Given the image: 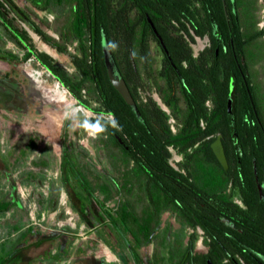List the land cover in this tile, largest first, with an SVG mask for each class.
<instances>
[{
    "label": "flooded vegetation",
    "instance_id": "flooded-vegetation-1",
    "mask_svg": "<svg viewBox=\"0 0 264 264\" xmlns=\"http://www.w3.org/2000/svg\"><path fill=\"white\" fill-rule=\"evenodd\" d=\"M27 1L32 4V0ZM56 1L59 4L61 0ZM62 1L66 2V6L62 8L61 13L57 12L54 15V18H56V20L58 21V27H56V41L59 44H65L67 50H71L72 53H76V51L78 50L79 41L77 39L66 41L68 35L71 32L69 25V16L74 11L71 10L70 1L75 2V0ZM117 1L119 14V48L122 51H125L126 49L131 51L135 72L134 81L136 82V99H133L136 103V106L137 104L141 105L143 103H148L150 99L154 100L161 109L167 112L169 117H173L174 122L176 120V126H173V128L170 126L167 120L171 132L176 133L179 130L181 123L176 117L173 116L172 108L176 103L175 98H180V96L182 95L184 79L179 69L175 67V70L177 72V78L175 79L176 97H172V95L168 92L169 85H167V71L169 69L168 66L170 64L172 66L175 65L172 61V57L169 54L170 49L179 50L183 49L185 45H189L193 56L207 59L209 63L214 62L215 72H217L214 82V89L216 90V92H219V82L224 74L228 71V69H230H227V67L221 63L220 51L221 48H224L223 50L225 52L228 50L227 45L225 44L226 42H224L227 32V34L229 35L228 40L231 44L232 51V69L229 70L230 80L228 84L229 96L227 98V102L229 99L231 100L232 109L234 106V98L237 91V81L239 75V86H242L249 94V96L251 95V89H254L259 100V111L255 108L254 112L257 115L260 130L264 135V104L262 103L261 98L258 95L256 86L254 85V72H256L254 71V67H260V72L264 76V44L261 47L263 51L260 53L258 52V57L255 61H253V50L251 47L254 40L264 42V33L256 36L254 39L251 38L253 33L258 32L259 30L264 28V0H260L261 5H259L261 8V13L259 15L261 23L257 21L255 22L253 27H247L243 25V11L240 2L241 0H196L190 4L188 0ZM258 1L259 0H247L246 3L254 2L257 5ZM189 5L191 6V8H197L196 29L203 30L202 33H197L195 31V28L191 26L188 12ZM250 5L252 6V4ZM48 9L49 7L42 10ZM250 9L251 11L253 10L252 7H250ZM213 10L217 12V14L220 12V10L222 11L223 19L226 22L225 27H223L222 29L215 21L216 16L213 15ZM237 24H239L238 29L236 27ZM237 30L240 32V36L238 39L237 37H235V32H237ZM31 35L34 38L33 32H31ZM191 36L193 37V39H191ZM247 38L250 39L247 41ZM213 40L216 44L213 49L214 53L212 54L211 50L213 47ZM53 49L56 51L55 48ZM43 50L44 49H42L41 51ZM56 52L58 55L65 56L62 52ZM30 59L34 60L32 57L28 58L27 60ZM187 62V59L181 60V64L183 66L187 65ZM19 64L20 62L17 59L12 58V56L8 54L0 55V118L13 119V115L15 117H24L27 123L26 126L28 128L29 125L32 124V126H40V129L43 130L42 132H44L45 130L47 132H51L53 140L61 150L60 177L62 179V183L67 185L68 189H78L82 186L73 185H75V183L78 184L76 180L80 179L82 180V185L88 184L89 188H91L89 185L90 183L86 180L84 174L77 167L76 156L69 152L71 150V148L69 147L71 142L70 144L69 142L66 143L65 139L66 133H68V130L66 129L67 123H65L63 125V128L60 130V126L64 121L63 117L67 115L68 111L65 108L66 106L62 107L60 105L56 90L58 89L70 100L75 101V98L69 95L68 91L64 87H62L58 81L55 80V83L53 85L47 86L44 84L41 78L36 76L34 73L32 74V72L28 70H23L19 67ZM120 65L123 67L124 61H122ZM203 80H205V78ZM214 98L212 99L211 97H207L204 101V104L209 111L214 109L215 107ZM164 99L169 101V106L166 105ZM161 104L165 107L163 108ZM178 104H180V100H178ZM81 108L83 109L82 106ZM74 109L78 110V107L76 106L72 108L69 111L68 117L73 118V126H80L79 123L77 124V120H75L72 115V111ZM54 113H58L57 118H55ZM259 114L261 115V117H259ZM109 116L110 115H108L107 117ZM88 124H90L89 118ZM200 125L202 127H205L206 122L201 119ZM36 135L40 136L41 134L36 131L32 132V130H27L23 132L19 137L15 138V144L13 145L15 146L20 144L22 148H19V151L24 154L27 150L35 145ZM218 136H220L224 148L221 134L219 132H217L216 134L212 133L205 137H202L201 139L197 140L192 146H189L187 148L189 152L193 153V156L191 158L193 160L196 158L198 159V161L204 164L207 161L206 156L201 152L196 153L194 150L201 145L204 146L207 142L212 150L211 143ZM119 139V142L123 145L124 143L122 139ZM64 142L66 144H64ZM169 147H171L172 150H170ZM249 148H253L251 143L249 144ZM167 149L171 154L168 157V163L176 170H179L183 174L187 175V169L182 166V164H184L186 161V156L184 155V153L178 152L176 147H174L172 144L167 145ZM0 159L3 164V166H0V172H2L6 176L10 186L8 193L9 198H0V213H2L7 211L14 204L19 206L20 200L18 198V187L16 181L14 177L9 172H7L5 160L1 156ZM254 159L255 158H253V160ZM131 161L133 162V160ZM41 162L44 163L45 161L41 160ZM253 166L255 170L252 173H247V197L245 203L239 193H235L234 195H232L233 190L236 188L232 179V170L229 171V173L223 175V179L221 181L215 183L217 184L216 186L218 188H211L210 184L206 183L204 180L198 181L199 187L202 189V191H207L209 194L215 193V197L206 196V198H204L212 204L214 203L211 201L217 203L215 206L219 211H221L219 213L220 215L217 216V219L221 221L225 226L221 229H215V232L212 235L208 234L206 230H204L203 227L199 224H196L194 226L186 225L181 219H179L178 212L172 207L170 203L164 205L161 202H148V205L151 209V216L153 217V228L148 233V237L151 240L148 244L156 243L157 246L159 245L158 255L160 258L165 260L160 264H175V262H170L168 260L172 257H180L178 264H198V260H201L202 258L205 259V264H236L235 258L236 256H238V254L232 253V242L234 243L236 238L235 235L232 234V228L235 227L233 222L234 219L232 220V201L247 209L246 220L248 238L250 243L246 250L247 257L252 263L258 262V264H264V155L259 161L260 170L257 169L254 161ZM213 173L218 175L219 172L214 171ZM65 178L69 180H66ZM190 179H193V177H190ZM105 180H107V178ZM146 180L147 177L144 174L141 189L143 190V193L148 201L147 195H153L155 199L156 194H158L159 188L153 182H149L148 184ZM86 181L88 183H84ZM107 181V183H110L109 180ZM13 185H15V196L12 194ZM83 187L84 189H82L85 192V186ZM117 189L118 192L121 193L120 187ZM220 200L230 201V205H228L229 208L226 207L225 203L223 205L218 203V201ZM166 211L169 214L173 215V221L169 222L168 220H163L161 218V214ZM105 220L109 221L107 222L108 224H106L108 225L107 227H109V224L113 225L110 219ZM172 225H174V227ZM28 227L29 225L27 226V229ZM116 231L124 240L125 246L127 247L131 257L135 261V264H138L136 257H139L138 249L141 246H135L133 241L134 237L131 233H129L127 237L125 234L126 232L122 230L119 231L117 229ZM108 232H106L104 235L108 236ZM258 234L259 239H254V235ZM25 235L22 236L21 232L18 236H16V238L12 239L8 246L2 243L3 240L0 237V255L3 254V248L5 251L2 255L4 258L2 264H9L15 252L18 251V249L23 245H25V243H28L27 241H24V239L26 238ZM127 238L132 239L133 245H130L128 243ZM254 240L258 241L256 245L253 244ZM105 244H107L108 246L106 247L105 251L107 253H110V249L112 250V248H114V244L108 241H105ZM256 247H259L261 250H258ZM57 251L58 250H56V252ZM56 252L50 254H55ZM210 256L214 257V262L210 260ZM48 262L54 263V261ZM240 262L242 264H245L243 260H240ZM95 264L105 263L104 261L100 262L95 260ZM148 264L156 263L150 262Z\"/></svg>",
    "mask_w": 264,
    "mask_h": 264
},
{
    "label": "trees",
    "instance_id": "trees-1",
    "mask_svg": "<svg viewBox=\"0 0 264 264\" xmlns=\"http://www.w3.org/2000/svg\"><path fill=\"white\" fill-rule=\"evenodd\" d=\"M193 1L196 0H188L189 4ZM117 3V0L70 1L71 10L74 11L69 16L71 35H68L66 41H71L72 39L79 41L76 53L69 52L65 44L57 43L54 38L31 20L27 14L20 16L21 19L26 17L25 19L29 26L44 42L55 48L58 52L69 54L75 67V73L71 74L64 67L56 64L51 55L35 47L27 30L15 25L13 16H9V11H13V8L7 4V0H0V25L6 31L8 37L23 50L22 55L18 56L0 47V55L8 54L20 63L31 57L37 61L41 67L48 71L76 99L77 104L97 114L96 116L89 117L90 124L102 127L127 154L129 160H133L136 167L145 174L147 183L153 182L156 184L160 192L158 191L155 199L153 195L148 194L149 203L161 202L164 205L170 203L178 212L179 219L186 225L194 226L199 224L208 234L212 235L215 229L225 227L217 219L221 211L216 208V202L211 201L214 203L212 204L205 199L206 196L215 197L216 195L215 193L209 194L207 191H202L199 187V179L195 178L191 171V162L199 161L196 158L194 160L191 158L193 153L189 152L187 148L202 137L219 132L224 144L228 168L225 169L219 164L208 142L204 146L201 145L195 148L194 151L196 153L201 152L206 156L205 167L210 172V178L206 183L219 182L223 179V175L232 170V179L236 187L232 195L239 193L245 203L247 197V173H252L255 170L253 161L257 169L260 170L259 161L264 155V135L260 130L259 121L254 112L255 108L259 111V100L254 89H251V95L249 96L246 90L242 86H239L238 75L234 106L231 112L227 110L228 84L230 80L229 70L232 69V51L228 40L229 35L226 32L224 42H226L228 50L225 52L224 48L220 49L221 63L227 69H230H228L219 82V92H216L214 89L217 74L214 62L209 63L207 59L193 56L189 45H185L183 49H170L169 51L175 64L174 66L170 64L167 71L168 92L172 97H176L175 79L177 78V72L175 67L179 69L184 79L182 95L180 98H175L176 103L172 108L173 116L181 123L176 133H172L170 130L167 122L169 118L167 112L161 109L152 99L148 103L137 104V114L134 108L125 102L120 93L111 84L104 63L103 39L107 43L116 67L121 73V77L125 80L132 97L136 99L135 72L131 51L127 49L122 51L119 48V14ZM32 5L39 9H47L49 7V0H32ZM188 12L191 26L195 28L197 33H202L203 30L196 29L197 8H191L189 5ZM212 12L216 16L215 21L219 27L221 29L225 27L226 22L223 19L222 11L220 10L218 14L214 10ZM236 27L238 29L239 24ZM263 33L264 28L253 33L251 38L254 39ZM235 34V37L238 39L240 32L237 30ZM191 39H193L192 36ZM249 39L247 38L246 40L248 41ZM215 44L213 40L212 54L214 53ZM182 59H187V65L183 66L181 64ZM122 61H124L123 67L120 65ZM204 78L205 80H203ZM88 83H91L97 91V102L94 105L83 93ZM207 97H211L212 99L215 97V107L210 111L204 104ZM178 100H180V104H178ZM164 102L166 105H170L168 100L164 99ZM108 115H111L112 118L107 117ZM201 119L206 122L205 127L200 125ZM119 138L122 139L123 145L119 142ZM250 143L253 148H249ZM169 144H172L178 152H182L186 156V161L182 166L187 169V175L176 170L168 163V157L171 155L167 149V145ZM253 158L255 159L253 160ZM214 171L219 172L218 175L213 173ZM190 177H193V179H190ZM67 178L65 179L69 180ZM76 181L80 184L82 180ZM78 184L75 183L73 186H78ZM80 185L82 187L85 186V193L91 192L90 189L92 188H89L88 184ZM97 188L107 197L111 186L107 187V185L103 186L99 184ZM95 202H97L96 204L100 209L97 217L98 220L110 219L114 226L111 224L109 226L116 233V229L124 232L127 231L128 227L123 225L118 215L106 208L104 202L99 199H96ZM89 203L90 201L88 202L87 200L80 204L81 212H83ZM218 203L221 205L225 203L227 208L230 205V201L227 200H220ZM246 214L247 209L245 207H241L232 201V220L234 219L235 226L232 228V234L236 237L234 243L232 242V253L238 254L235 258L236 264H242L240 260H243L245 264H258V262H250L247 257L246 250L250 243ZM130 230L136 247L147 245L150 242L151 239L148 237V234L145 235V238H141L138 231ZM30 231L31 229L28 228L22 232V236ZM258 237L259 234L254 235V239H259ZM127 240L130 245H133L132 239L127 238ZM257 243L258 241L254 240L253 244L256 245ZM257 249L261 250L259 247ZM2 252L4 254V248ZM66 252V249L60 244L55 254H50V252L46 254V257L49 258L46 260L56 261ZM2 255H0V264L4 260ZM136 259L138 264H141L139 257H136ZM168 260L178 264L180 257H172ZM210 260L212 262L215 261L213 256H210ZM162 261L165 260L160 258L158 264ZM198 264H205V259L198 260Z\"/></svg>",
    "mask_w": 264,
    "mask_h": 264
},
{
    "label": "rangeland",
    "instance_id": "rangeland-1",
    "mask_svg": "<svg viewBox=\"0 0 264 264\" xmlns=\"http://www.w3.org/2000/svg\"><path fill=\"white\" fill-rule=\"evenodd\" d=\"M246 1H240L243 25L253 27L255 22L261 23L259 19L261 2L259 0L256 5L254 2L246 3ZM7 4L13 8V11H9V16H13L14 24L27 30L37 49L44 48L34 39L35 36L32 37L31 32L33 35L36 33L29 26L26 17L21 19L20 16L24 14H27L47 34L57 40L58 21L54 15L57 12H62L66 2L61 0L58 4L56 0H49L48 10L39 9L27 0H7ZM250 7L254 11H251ZM36 35L40 38L38 34ZM39 40L43 41L41 38ZM263 44L264 42L259 40L252 42L253 61L258 57V52L263 51L261 49ZM0 47L21 56L22 49L8 37L1 25ZM68 51L71 52V50ZM63 54L65 56L60 55V60L52 57L56 64L64 67L68 73L74 74L75 68L69 54ZM19 67L34 73L47 86L55 83L52 75L35 60L30 59L20 63ZM254 71H256L254 72V85L264 104V76L260 72V67H254ZM83 93L93 105L96 104L97 91L91 83L87 84ZM68 102L69 104L65 105H63L64 102L60 103L62 107L66 106L68 111L67 115L63 117L64 121L60 130L67 123L66 143L70 144L71 142L69 152L76 156L78 169L90 183L92 189H90L91 192L87 190L90 192L88 194L84 192V187L68 189V186L62 183L60 177L61 150L53 140L51 132L46 130L42 132L40 126H32V124L28 128L24 117H15L12 114L13 119L0 118V156L6 162L7 172L16 181L20 200L19 206L14 204L7 211L0 213L2 243L8 246L12 239L27 229L28 225V228L31 229L26 233L24 239L28 243L15 252L9 264H95V260L104 261L105 264H135L119 233H116L111 226L107 227L106 224L109 221L98 220L100 209L95 201L99 199L104 202L106 208L118 215L119 220L129 229L125 233L127 237L131 233L130 229H133L139 232L141 238H145V235L153 228V220L147 198L141 189L144 174L129 160L127 154L102 127L88 124V118L97 114L84 106L82 109L76 103V99L75 101L69 99ZM76 106L78 110L74 109L72 115L80 126H73V118L68 117L69 111ZM54 114L58 115V113ZM174 126H176V120ZM27 130L39 132L41 135H36L35 145L23 154L19 151L22 146L13 144H15V138ZM66 143L64 142V144ZM41 160L45 162L42 163ZM0 166H3L2 161H0ZM205 166V163L200 161L191 162L193 176L206 182L210 178V172ZM106 178L110 183H107ZM87 181L84 183H88ZM99 184L111 186L107 197L97 188ZM216 185L210 183L211 188H218ZM119 187L121 193L118 192L117 188ZM9 189V181L0 172L1 199L9 198ZM63 192L65 195L62 200ZM87 200L90 203L81 212L80 204ZM161 218L169 222L174 220L173 215L167 211L161 214ZM69 219L75 222V226L64 223ZM172 226L174 227V225ZM106 232L109 233L108 236L104 235ZM105 241L114 244V248L110 249L111 254L105 251L108 247ZM60 244L67 252L54 263H49L46 260L49 259L46 254L56 252ZM158 250L159 245L157 246L156 243L139 247L140 263L154 262L158 264L160 260Z\"/></svg>",
    "mask_w": 264,
    "mask_h": 264
},
{
    "label": "water",
    "instance_id": "water-1",
    "mask_svg": "<svg viewBox=\"0 0 264 264\" xmlns=\"http://www.w3.org/2000/svg\"><path fill=\"white\" fill-rule=\"evenodd\" d=\"M102 47H103L104 63H105L107 75H108V78H109L111 84L120 93V95L125 100V102L127 104H129L130 106H132L134 108V110L136 111V113L138 114V109L136 107V103H135L126 83H125V80L121 77L120 73L118 72V69H117L116 64H115V62H114V60L110 54V51L108 49V46H107L105 39H103ZM43 51L48 53L45 50H43ZM48 54L51 55L50 53H48ZM161 106L163 108L165 107L162 104H161ZM227 110H228V112H231V100L230 99L227 102ZM211 147H212L213 153L215 154V156L218 159V161L220 162V164L224 168H227V166H228L227 159H226V156L224 153V148H223L220 136H218L211 143ZM12 194L14 196L16 195L15 185H13Z\"/></svg>",
    "mask_w": 264,
    "mask_h": 264
},
{
    "label": "bare ground",
    "instance_id": "bare-ground-1",
    "mask_svg": "<svg viewBox=\"0 0 264 264\" xmlns=\"http://www.w3.org/2000/svg\"><path fill=\"white\" fill-rule=\"evenodd\" d=\"M35 39L39 42L40 46L42 48H44L45 50L49 51V53L53 54L54 56H56L57 58H60V55L57 54V52L51 48L50 46H48L46 43H44L43 41L39 40L40 38H38V36L36 34H34ZM57 91V97L60 99V101H62V103L64 102L65 104H69V102L67 103V101L69 100L65 95H63L58 89ZM73 101V100H71ZM58 116H56L55 118H57Z\"/></svg>",
    "mask_w": 264,
    "mask_h": 264
},
{
    "label": "crops",
    "instance_id": "crops-1",
    "mask_svg": "<svg viewBox=\"0 0 264 264\" xmlns=\"http://www.w3.org/2000/svg\"><path fill=\"white\" fill-rule=\"evenodd\" d=\"M52 55H53V54H52ZM58 100H59V102H60L61 104H63V103L60 101L59 98H58ZM63 105H65V103H64ZM54 116L56 117V116H58V115L54 114ZM63 195H65L64 192L61 194V199H62V200H63ZM68 210H69V209H68ZM64 223H67V224H69V225H71V226H75V222H72L71 219H69L68 222H64ZM109 254H111V253H109Z\"/></svg>",
    "mask_w": 264,
    "mask_h": 264
},
{
    "label": "built area",
    "instance_id": "built-area-1",
    "mask_svg": "<svg viewBox=\"0 0 264 264\" xmlns=\"http://www.w3.org/2000/svg\"><path fill=\"white\" fill-rule=\"evenodd\" d=\"M81 106H82V105H80V107H81ZM109 117H112V116L110 115ZM168 122H169L170 126L173 128V126H174V119H173L172 116L169 117ZM169 148H170V150H172L171 147H169ZM176 159H177V158H176Z\"/></svg>",
    "mask_w": 264,
    "mask_h": 264
}]
</instances>
